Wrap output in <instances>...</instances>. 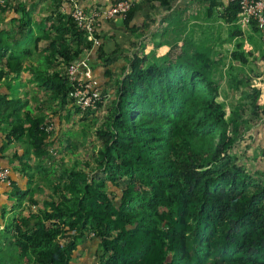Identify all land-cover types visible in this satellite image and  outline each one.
Instances as JSON below:
<instances>
[{
	"label": "trees",
	"instance_id": "1",
	"mask_svg": "<svg viewBox=\"0 0 264 264\" xmlns=\"http://www.w3.org/2000/svg\"><path fill=\"white\" fill-rule=\"evenodd\" d=\"M7 1L0 0L1 11ZM144 1L169 8L172 0ZM197 1L207 3L208 17L219 4L218 17L234 23L235 2ZM134 6L122 19L132 32ZM70 10L53 0L37 36L29 12H21L11 18L18 24L10 47L0 46V82L18 75L32 52L42 57L28 65L35 108L26 97L0 95L7 136L25 137L20 161L29 188L15 191L16 204L27 198L36 206L0 230V264H74L71 253L87 236L100 251L96 264H264V183L246 175L231 153L250 120L238 107L225 117L215 100L216 65L201 45L126 58L113 92L95 105L103 113L96 115L90 159L57 162L51 144L60 109L71 105L80 120L95 110L76 104L78 81L67 76L68 65L91 49ZM93 52L110 77L113 59L100 45Z\"/></svg>",
	"mask_w": 264,
	"mask_h": 264
},
{
	"label": "crops",
	"instance_id": "2",
	"mask_svg": "<svg viewBox=\"0 0 264 264\" xmlns=\"http://www.w3.org/2000/svg\"><path fill=\"white\" fill-rule=\"evenodd\" d=\"M57 1L63 10L74 7L90 10L104 8L117 0ZM52 3L53 0H8L7 8L0 10V46L12 43L13 27L18 23L14 21L13 24L11 18L21 17V12L25 10L29 12L32 20V36L40 34L41 16L46 15ZM18 5L21 6L19 9ZM207 6V3L197 0H172L169 8L155 7L144 0L138 1L129 23V26H135L134 32L123 24L120 17L103 20L97 33L103 52L113 59L111 76L104 75L102 64L95 61L93 49L85 56L88 71L98 80L105 97L113 92L112 82L120 78L127 69L124 67L120 73L122 65L127 66L124 60L134 53L142 51L152 59L153 55L161 56L166 50H178L182 43L190 47L198 44L209 49V58L216 65L212 73V79L217 85L216 101L222 104L225 117L233 108L238 107L239 111H244L246 119L250 120L237 136L231 153L246 175L253 179L258 178L264 183V30H258L253 25L240 28L234 23L223 22L218 17L222 8L219 4L212 8L210 17L215 14L216 20L210 23L207 14L206 18L199 15V10L207 13ZM150 20L152 22L144 27L143 24ZM217 22L219 24H215ZM204 25H209V28ZM38 59L42 60V57L32 52L23 60V69L18 75L3 77L0 82V95L7 94L9 98L20 100L26 97L27 105L35 108L37 102L34 97L38 89L30 80L28 65L31 62H41ZM252 107L256 109L257 115L248 117ZM25 108L20 109L21 115ZM8 130L9 125L0 121V167L9 170L12 183L8 186L0 183V230L17 221L21 214L25 215L24 209L29 205L27 198L20 202V206L17 205L15 195V191L29 188L27 178L22 175L25 173V165L20 161L26 147L25 137L22 139L24 143L22 140L17 141L7 136ZM32 158L31 155L28 160L31 165ZM33 182H37L35 178ZM99 253L97 242L87 236L71 253V261L74 264H96Z\"/></svg>",
	"mask_w": 264,
	"mask_h": 264
},
{
	"label": "built area",
	"instance_id": "3",
	"mask_svg": "<svg viewBox=\"0 0 264 264\" xmlns=\"http://www.w3.org/2000/svg\"><path fill=\"white\" fill-rule=\"evenodd\" d=\"M138 1L141 0H117L104 8L85 10L81 7H74L70 10V16L76 27L84 30L86 39L91 41V49L72 61L66 69L69 79L78 81L73 96L76 104L81 108H94L102 98L97 80L89 73L87 58H85L92 49L100 45V38L96 36L100 23L114 17L123 19L127 11ZM224 1L235 2L239 6L234 20L235 25L243 28L253 24L258 30H264V0ZM0 183L6 186L11 184L7 168L0 167Z\"/></svg>",
	"mask_w": 264,
	"mask_h": 264
},
{
	"label": "rangeland",
	"instance_id": "4",
	"mask_svg": "<svg viewBox=\"0 0 264 264\" xmlns=\"http://www.w3.org/2000/svg\"><path fill=\"white\" fill-rule=\"evenodd\" d=\"M199 15L200 17L204 16L203 18H206V13L203 10H199ZM215 16L216 15L213 14L210 17V23L216 20ZM215 24H219V22ZM204 26L208 27L209 25ZM215 100H217V98H215ZM104 103L105 101L102 102V104ZM223 108H225V106H223ZM101 113H103V110L99 109V107H95L94 111L87 114L85 118L80 120L79 118L80 116H83V113H76L71 105H67L64 108L60 109V118L58 120V123L56 124V128L52 133L54 142H52L51 144L52 152H55L56 157L58 158L57 162L64 161L65 163H71L74 158L82 159L84 158V156H87V158H89L88 155L92 154V148L97 144V140L94 138V136H92L94 129L99 124L96 115H99ZM59 138L63 141L57 144V139ZM72 143H74L75 146L73 145V147L70 149L69 144ZM32 162V165L34 167L36 160L32 158ZM29 210L35 211L36 206L29 205L27 206V208L25 207L24 214H27Z\"/></svg>",
	"mask_w": 264,
	"mask_h": 264
}]
</instances>
